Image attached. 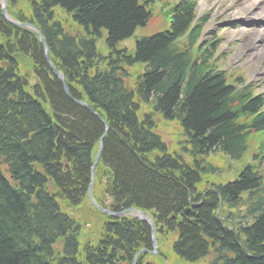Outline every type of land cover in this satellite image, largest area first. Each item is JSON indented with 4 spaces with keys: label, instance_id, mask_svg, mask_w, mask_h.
Instances as JSON below:
<instances>
[{
    "label": "trees",
    "instance_id": "1",
    "mask_svg": "<svg viewBox=\"0 0 264 264\" xmlns=\"http://www.w3.org/2000/svg\"><path fill=\"white\" fill-rule=\"evenodd\" d=\"M16 1L20 9L8 6L9 15L41 33L69 96L37 35L9 24L0 10V165L13 181L0 169V264H151L146 259L159 257L165 264L160 252L148 253L145 222L103 215L88 201L104 134L91 188L100 206L149 214L158 247L168 243L181 264H203L210 250L216 258L208 264H264V144L256 164L231 182L217 181L220 171L208 161L241 159L250 133L264 132V100L218 70L213 44L195 50L206 21L196 18L194 3ZM155 3L166 9L168 31L138 40L133 53L117 49ZM56 7L83 28V38L62 31ZM102 32L106 57L95 48ZM78 101L102 117L106 133ZM156 118L179 124L177 152L155 133Z\"/></svg>",
    "mask_w": 264,
    "mask_h": 264
},
{
    "label": "rangeland",
    "instance_id": "2",
    "mask_svg": "<svg viewBox=\"0 0 264 264\" xmlns=\"http://www.w3.org/2000/svg\"><path fill=\"white\" fill-rule=\"evenodd\" d=\"M174 1L175 0L171 1L170 4ZM250 10H252L251 13ZM254 11L255 9H253L252 5L250 6L247 0H198L196 6L197 15L202 14L209 19L205 27V33L215 36L217 32L222 31L221 33L223 34L224 40L223 48L226 54V67L231 69L239 68L233 73L235 76L243 77L245 81L252 82L254 85L258 86L259 92H264V39L262 41H257L256 39H259V36L255 37L251 32L253 29L260 27V21L255 20ZM233 12L236 14H232ZM168 22L167 17L162 15L160 3H155L152 10V17L148 23L145 26L137 27L130 37L118 42L116 48H125L127 51L132 52L137 39L150 37L158 32L167 30ZM240 29L247 32L242 33L239 31ZM104 38L105 34L102 32V37L97 39L95 43L96 51L102 55L107 54ZM207 39V36L203 38L205 41ZM254 43L257 45L256 49L254 48ZM218 65L220 66L221 64L219 63ZM158 123L159 128L158 130H154L155 133L158 134L159 132L166 138H176L178 136V128L175 123L161 120H159ZM100 139H102V137ZM162 140L167 144L171 152H176L174 150V148H176L175 142L168 143L164 139ZM248 145L247 152L241 160L229 161L225 156H212V164L216 165L217 167L215 168L220 171L216 179L217 181L219 178L222 182L232 181L241 168L252 162L251 156L256 148L260 147V141L255 138V140L249 142ZM227 161L232 166L231 168L228 167L229 164ZM212 177L213 176H210V179H212ZM167 244L168 243H164L160 246L161 255L163 254L166 256L164 263L180 264L178 258L172 253L170 246ZM152 260L155 261L156 259L152 258ZM152 260L149 259L150 262Z\"/></svg>",
    "mask_w": 264,
    "mask_h": 264
},
{
    "label": "bare ground",
    "instance_id": "3",
    "mask_svg": "<svg viewBox=\"0 0 264 264\" xmlns=\"http://www.w3.org/2000/svg\"><path fill=\"white\" fill-rule=\"evenodd\" d=\"M247 2L250 3V6L252 5L253 7L256 8H263L264 6V0H247ZM252 12V11H251ZM255 13V12H254ZM257 17L261 18V19H264V8L261 9L260 11H258V15ZM243 32V31H242ZM256 33V36L258 35H263L264 34V29L262 30H257ZM264 39V37H261L259 40L262 41ZM254 48L256 49L257 46L254 45Z\"/></svg>",
    "mask_w": 264,
    "mask_h": 264
},
{
    "label": "water",
    "instance_id": "4",
    "mask_svg": "<svg viewBox=\"0 0 264 264\" xmlns=\"http://www.w3.org/2000/svg\"><path fill=\"white\" fill-rule=\"evenodd\" d=\"M41 42L43 43L42 38H41ZM60 80H61L62 84L64 85V80H63V78L60 77ZM82 105H83L86 109L89 110V107H88L86 104H83V103H82ZM152 244H153V248L155 249V242H154V240H152Z\"/></svg>",
    "mask_w": 264,
    "mask_h": 264
}]
</instances>
